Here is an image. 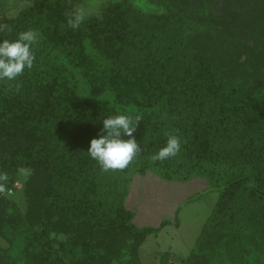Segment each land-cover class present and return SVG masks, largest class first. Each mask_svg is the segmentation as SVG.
I'll return each instance as SVG.
<instances>
[{
    "label": "trees",
    "instance_id": "trees-1",
    "mask_svg": "<svg viewBox=\"0 0 264 264\" xmlns=\"http://www.w3.org/2000/svg\"><path fill=\"white\" fill-rule=\"evenodd\" d=\"M28 1L0 21V39L41 36L32 69L0 81V264H142L168 225L127 208L148 173L219 191L184 264H264V0H147L160 15L107 2L78 29L66 13L85 0ZM115 114L141 117V151L105 172L86 151ZM169 134L181 152L153 162ZM22 169L24 214L6 195Z\"/></svg>",
    "mask_w": 264,
    "mask_h": 264
},
{
    "label": "rangeland",
    "instance_id": "rangeland-1",
    "mask_svg": "<svg viewBox=\"0 0 264 264\" xmlns=\"http://www.w3.org/2000/svg\"><path fill=\"white\" fill-rule=\"evenodd\" d=\"M122 0H85L80 7L93 9L89 17H101V8L107 2ZM142 12L160 15L164 8L147 0H129ZM32 2L28 0H0V21L2 18H15ZM264 13V3L261 5ZM255 11V9H254ZM252 45L253 43L250 42ZM79 91L87 93L83 82L79 81ZM30 171L22 169L14 188L6 193L24 214L27 203L24 194L25 184ZM127 208L136 211V223L140 227L159 228L163 221L166 225L157 235L149 236L140 248L142 264H184L199 237L201 230L211 215L218 193L213 190L207 178L199 175L185 184L166 182L154 173L135 177L131 186ZM64 239L63 236L59 237ZM4 246V244L2 243Z\"/></svg>",
    "mask_w": 264,
    "mask_h": 264
},
{
    "label": "clouds",
    "instance_id": "clouds-1",
    "mask_svg": "<svg viewBox=\"0 0 264 264\" xmlns=\"http://www.w3.org/2000/svg\"><path fill=\"white\" fill-rule=\"evenodd\" d=\"M93 9L77 6L66 13L67 24L72 29H78ZM6 26L0 25V32ZM41 39L40 33L28 29L16 34L15 39H0V81H15L26 69H32L36 56L34 47ZM17 90H19L17 88ZM139 115L115 114L102 119V132L98 138L90 140V147L86 151L88 156L97 162L102 171L123 170L141 151L140 145L133 137ZM125 137H128L125 139ZM182 148L179 135L169 134L165 144L158 148L151 157L153 162L165 161L176 157ZM6 176H0V181H6ZM0 184V191H3ZM11 195V192H9Z\"/></svg>",
    "mask_w": 264,
    "mask_h": 264
}]
</instances>
